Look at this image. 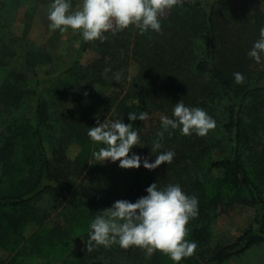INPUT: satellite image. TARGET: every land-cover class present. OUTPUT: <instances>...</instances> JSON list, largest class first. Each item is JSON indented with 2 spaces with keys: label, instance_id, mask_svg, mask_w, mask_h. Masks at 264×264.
Instances as JSON below:
<instances>
[{
  "label": "trees",
  "instance_id": "trees-1",
  "mask_svg": "<svg viewBox=\"0 0 264 264\" xmlns=\"http://www.w3.org/2000/svg\"><path fill=\"white\" fill-rule=\"evenodd\" d=\"M21 3L0 0V249L9 256L0 264H22L25 257L40 264L61 257L64 264H106L104 258L129 256L140 264H177L159 250L148 253L135 245L87 247L97 211L117 199L135 201L153 182L179 183L198 197L199 214L186 225V239L198 246L178 264H220L264 245V61L247 54L264 27V0H182L165 10L161 33L140 34L129 26L107 33L103 42L81 35L74 58L56 70L46 65L49 54L27 40L30 21L14 32ZM92 47L99 56L80 63ZM132 60L138 73L126 77ZM117 71L119 81L113 79ZM237 71L244 74L242 83L235 82ZM104 84L107 91L101 92ZM179 100L204 108L216 127L205 136L169 128L162 148L153 151L161 122L145 130L146 120L129 121L127 113L156 109L171 116ZM105 118L139 128L140 144L132 151L152 161L173 149V160L152 170L130 168L120 184L111 170H92L100 145L88 127ZM70 144L78 147L73 158L66 153ZM80 174H90L89 182L73 189L70 177ZM70 191L76 208L63 207L61 228H45L53 202ZM236 207L254 208V222L224 244H208L219 213ZM28 222L36 228L25 235ZM73 235L82 237L81 250L70 247Z\"/></svg>",
  "mask_w": 264,
  "mask_h": 264
},
{
  "label": "clouds",
  "instance_id": "clouds-1",
  "mask_svg": "<svg viewBox=\"0 0 264 264\" xmlns=\"http://www.w3.org/2000/svg\"><path fill=\"white\" fill-rule=\"evenodd\" d=\"M182 3V0H80L73 6V0H50L47 9L48 27L54 31L66 32L71 28L79 31L84 40L108 39L107 33L116 34L129 26L136 28L140 34L148 31L161 33L162 16L166 9ZM248 56L257 63L264 61V27L260 28L259 38L254 40ZM107 73L111 68H105ZM122 73H114L113 79L119 81ZM236 83H242L244 74L233 73ZM129 121L147 120V111L128 112ZM161 131L153 140L152 149L162 148L161 138L164 131L179 128L181 134L193 132L200 136L208 134L216 127V120L202 107L189 106L183 100L175 103L172 115L159 117ZM88 136L99 147L93 155L105 161H119L122 168L143 167L152 170L162 162L171 163L175 156L173 149L160 151L150 161L146 156L132 151L134 145L140 144V130L131 122L125 123L121 118L97 120L88 127ZM146 195L135 201L117 199L111 206L102 208L89 224L88 249L97 246L111 247L118 244L121 248L139 246L148 252L156 250L167 254L174 262L194 254L197 248L195 240L186 239L191 218L199 214V201L195 195L186 193L179 183H169L159 187L157 182L145 189Z\"/></svg>",
  "mask_w": 264,
  "mask_h": 264
},
{
  "label": "rangeland",
  "instance_id": "rangeland-1",
  "mask_svg": "<svg viewBox=\"0 0 264 264\" xmlns=\"http://www.w3.org/2000/svg\"><path fill=\"white\" fill-rule=\"evenodd\" d=\"M9 1V0H6ZM22 3L16 8V18L13 25L14 32L18 33L23 29V21H30L31 27L29 28L28 34L26 36L27 40L32 43L36 48L41 49L42 51L49 54L50 58L47 62V66L52 69H59L62 66H66L74 58L76 54V49L79 44L81 33L79 31L72 30L69 28L66 32H61L59 29L54 31L50 30L48 27L49 21L47 19V9L50 1L42 2L41 0H19ZM80 3V0L74 1V7ZM99 56V52L92 48H88L86 52L83 53L80 63L87 64L90 61H93ZM16 68H21L20 65H17ZM138 73V66L132 60L127 66V76L133 77ZM5 75V69L0 68V82L2 81ZM101 88V92L107 91L106 84ZM106 88V89H105ZM161 111L152 109L149 113V118L146 120L145 130H150L152 127H155L160 119ZM102 122V121H101ZM77 145L70 144L66 153L70 158H73L77 152ZM216 155V154H215ZM89 166L93 170L98 167L99 169L105 168L114 172L116 175V180L118 184L121 183V179L127 175V172L130 168H122L119 166V161L111 162L101 159H92L89 163ZM90 174L78 176H71L70 181L73 184V189L78 190L79 186H83L89 182ZM80 184V185H79ZM88 184V183H87ZM119 186V185H118ZM72 192L70 191L64 197H57L55 204L56 206L52 209L50 208L47 214V218L44 221V227L50 229L54 226H59L60 228L64 225L65 213L62 212V209L65 205L68 207L76 208L70 201ZM43 207L46 206V203H41ZM44 209V208H43ZM255 218V209L252 207H236L227 212H221L218 215L216 225L213 229V235L211 241L208 243L211 246L217 244H224L235 238L239 233H241L245 228L254 222ZM36 228L34 222H28L25 226V235H29ZM70 247L76 250H81L83 248V239L80 235H73L70 240ZM147 251V249H146ZM148 252V251H147ZM151 253V252H148ZM8 252L0 249V258L7 259ZM63 258L57 260H52L51 264H64ZM106 264H140L138 258L134 259L132 256H129L128 259H118L113 258L111 260L104 258ZM41 261H38L35 257L24 258L22 264H40ZM220 264H264V245H255L248 249L245 253L232 257Z\"/></svg>",
  "mask_w": 264,
  "mask_h": 264
}]
</instances>
